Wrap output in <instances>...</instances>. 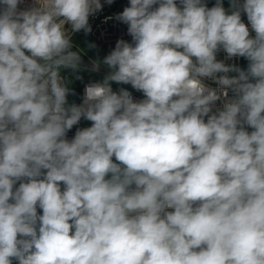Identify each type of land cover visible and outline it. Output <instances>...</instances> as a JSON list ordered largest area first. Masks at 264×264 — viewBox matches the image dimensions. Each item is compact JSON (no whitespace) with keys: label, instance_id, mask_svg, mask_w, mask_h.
Masks as SVG:
<instances>
[{"label":"clouds","instance_id":"clouds-1","mask_svg":"<svg viewBox=\"0 0 264 264\" xmlns=\"http://www.w3.org/2000/svg\"><path fill=\"white\" fill-rule=\"evenodd\" d=\"M21 3L0 0V264H264V0H130L80 104L62 72L101 0Z\"/></svg>","mask_w":264,"mask_h":264},{"label":"built area","instance_id":"built-area-1","mask_svg":"<svg viewBox=\"0 0 264 264\" xmlns=\"http://www.w3.org/2000/svg\"><path fill=\"white\" fill-rule=\"evenodd\" d=\"M129 2L130 0H113V3L109 5L105 2V0H101V3L103 5L102 10L96 13L94 16L90 17L89 19V23L91 25L92 31L88 34H85L82 31L75 33L73 34L72 39L74 38L75 35H79L80 39L86 38L93 49H102L109 53L115 48L116 42L120 39H123L131 43L132 38L127 31L128 26L116 18L118 13H121L125 7L129 6ZM240 2L242 3L243 0H240ZM177 3H179V0H177ZM33 4H34V0H22V3L19 5V7L21 10H24L31 7ZM241 18H242V22H244L245 25L249 27L250 35L252 36L255 35L254 32H252L251 30L246 14L242 13ZM66 27H70V26L66 25ZM73 43L75 45V48L83 49L82 46H80L74 41V39H73ZM226 55L227 54L223 50H221L217 54V60H222L227 64H235L236 66L243 69L244 57H234L229 60L226 59ZM92 67H93V61H91L88 58L86 52L83 51L82 65H81L82 79H77L79 83L77 101L70 102L68 96L69 103H76V104L82 103L85 86L90 83L102 81L95 77L86 78L84 73L86 72V70H92ZM96 72L101 75L103 74L107 75L109 70L100 65L99 70ZM62 75L70 79L71 72L70 70H65L64 72H62ZM229 75L230 76L236 75V73H229ZM204 82L213 88L217 87V85L211 80H205ZM111 86L113 91L116 92H118L121 88L128 90L131 93L133 99L136 101L142 100L144 98L143 93L132 88L130 84H117L115 82H112ZM231 95L232 94L229 93V97H231ZM220 107H222V102L217 101L215 107L213 108V111H215L216 108H220ZM206 119L207 118H205V120ZM81 121L82 119L77 125L73 126V128L67 132L66 134L67 139L71 140L75 136L76 131L78 129H82ZM246 130H248L249 132L252 131L251 128H247ZM38 213L42 214V210L38 209Z\"/></svg>","mask_w":264,"mask_h":264},{"label":"rangeland","instance_id":"rangeland-1","mask_svg":"<svg viewBox=\"0 0 264 264\" xmlns=\"http://www.w3.org/2000/svg\"><path fill=\"white\" fill-rule=\"evenodd\" d=\"M73 39L77 44L82 46V48L86 52L88 58L93 62L94 61H102L103 58L109 54V52L102 50V49H93L90 46L89 41L86 38L80 39L79 35H75ZM101 66H103V64H101ZM84 75L86 76V78L95 77L99 80H103V78L106 76L105 74L101 75V74L97 73L96 71H92V70H86ZM69 81L70 82L68 83V87L70 89H72L74 92V94H69V100H70V102H76L77 96H78L79 83H78L77 79H75L72 74L70 75ZM81 124H82V129L91 126V122L86 120V119H83V118H82ZM13 264H17V262L13 261Z\"/></svg>","mask_w":264,"mask_h":264},{"label":"trees","instance_id":"trees-1","mask_svg":"<svg viewBox=\"0 0 264 264\" xmlns=\"http://www.w3.org/2000/svg\"><path fill=\"white\" fill-rule=\"evenodd\" d=\"M204 2L207 4V6L210 8L215 5L216 0H204ZM224 7L227 9L229 8V0H224ZM254 36V35H253ZM248 61L247 59L243 58V69L246 70L248 66ZM80 76L82 75V72L80 71L78 73Z\"/></svg>","mask_w":264,"mask_h":264}]
</instances>
